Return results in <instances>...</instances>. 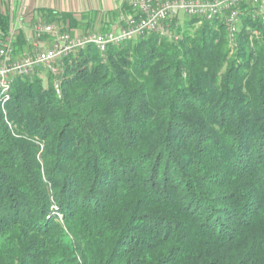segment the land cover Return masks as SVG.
Returning a JSON list of instances; mask_svg holds the SVG:
<instances>
[{
  "label": "trees",
  "instance_id": "trees-1",
  "mask_svg": "<svg viewBox=\"0 0 264 264\" xmlns=\"http://www.w3.org/2000/svg\"><path fill=\"white\" fill-rule=\"evenodd\" d=\"M167 29L0 94V264H264V22L248 10L233 42L220 19ZM13 48L35 50L23 31Z\"/></svg>",
  "mask_w": 264,
  "mask_h": 264
},
{
  "label": "built area",
  "instance_id": "built-area-1",
  "mask_svg": "<svg viewBox=\"0 0 264 264\" xmlns=\"http://www.w3.org/2000/svg\"><path fill=\"white\" fill-rule=\"evenodd\" d=\"M135 15H123L118 31L73 35L62 32L55 24H33V53L14 58L13 35L0 49V94L9 98L15 76H27L37 69L54 71V63L94 45L101 53L149 33L168 34V25L181 15L220 19L227 26L231 42L240 29L241 18L251 9L254 19L264 22V0H126ZM250 12V11H249Z\"/></svg>",
  "mask_w": 264,
  "mask_h": 264
},
{
  "label": "crops",
  "instance_id": "crops-1",
  "mask_svg": "<svg viewBox=\"0 0 264 264\" xmlns=\"http://www.w3.org/2000/svg\"><path fill=\"white\" fill-rule=\"evenodd\" d=\"M126 0H0V13L9 17L10 34L23 31L33 43V24L42 22L43 11L72 13L86 23L94 16L100 31H118L123 25L121 18L126 15L123 7ZM33 45V44H32Z\"/></svg>",
  "mask_w": 264,
  "mask_h": 264
},
{
  "label": "rangeland",
  "instance_id": "rangeland-1",
  "mask_svg": "<svg viewBox=\"0 0 264 264\" xmlns=\"http://www.w3.org/2000/svg\"><path fill=\"white\" fill-rule=\"evenodd\" d=\"M187 18H188L187 16L181 15L180 20H181V22H184ZM95 31H97V32H105V31H100L99 23L97 24V26L94 23L92 28H91V30H89V33H92V32H95ZM85 33H87V32L84 31L82 28H79L78 30L73 31V34H77V35H84Z\"/></svg>",
  "mask_w": 264,
  "mask_h": 264
}]
</instances>
